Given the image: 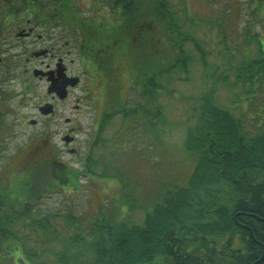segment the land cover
<instances>
[{"label":"trees","instance_id":"1","mask_svg":"<svg viewBox=\"0 0 264 264\" xmlns=\"http://www.w3.org/2000/svg\"><path fill=\"white\" fill-rule=\"evenodd\" d=\"M80 1L0 0V52H7L2 37L10 28L34 23L48 36L62 27L72 36L92 78V89L105 90L91 100L95 105L102 102V117H98V128L79 166L64 161L55 147L50 149L45 134L37 146L42 152L40 177L20 180L18 176L16 181L7 178L0 183V264H150L155 260L161 264H264V222H242V214L237 216L239 212L264 214V45L256 32L246 36L259 44L260 54L237 68L234 84L229 77L224 83L244 87L239 106L255 111L257 132L248 130L244 113L238 116L217 103V87L213 86L201 97L196 124L187 130L184 141L185 150L195 158L187 184L172 189L162 186L145 207L142 225L130 224L116 214L95 215L83 223L72 212L37 210L43 198L60 189L81 191L82 178L95 175L119 178L122 197L134 205V198L125 191L132 180L122 174V151L127 146L133 151L141 149L150 136L159 140L160 125L166 123L161 97L174 81L182 79L176 76L179 71L189 72L193 61L186 48L189 41L201 52L204 66L208 65L197 38L183 32L172 0H91L95 13L88 14ZM170 42L177 49L173 56L167 53ZM23 53L18 65L6 59L0 83L28 64L32 54L25 57ZM124 72L129 84L126 95ZM28 89L25 84L24 92ZM5 92L0 88V130L7 114L4 100L11 95ZM118 119V129L106 137ZM109 144L110 150L98 153L100 146ZM60 218L67 226L77 227L75 235L64 236L69 230L65 233L58 228ZM27 227L49 235L40 247ZM61 240L64 247L55 253L50 246ZM46 258H55V263Z\"/></svg>","mask_w":264,"mask_h":264},{"label":"rangeland","instance_id":"2","mask_svg":"<svg viewBox=\"0 0 264 264\" xmlns=\"http://www.w3.org/2000/svg\"><path fill=\"white\" fill-rule=\"evenodd\" d=\"M93 1V0H92ZM179 12V18L183 22V32L197 38L199 45L205 52L208 65L204 66L202 54L192 43L188 42L186 48L193 57L189 72L179 71L176 76L182 77L174 81L169 87V92L162 94L161 102L164 105L166 123L160 125L159 140L155 136L145 139V144L133 151L130 147H123L122 167L123 176L132 180V184L125 189L128 195L134 198L135 204H127L128 198L122 197L121 181L116 177H101L98 175L83 177V190L60 189L37 203V210L42 212H72L79 215L84 222L93 216L105 213L116 214L118 218L125 219L130 224L142 225L145 219V207L155 200L157 194L167 186L172 189L175 186H185L193 172L195 158L190 156L184 148L187 130L196 124V110L200 106L201 97L208 90L216 86L215 100L220 106L230 109L234 114H245L246 126L250 132H257L259 123L252 107H240L239 97H244V87L238 83L234 88L224 83V78L229 77V83L236 81V70L245 59L258 57L260 46L257 42L247 39V32H256L264 45V1L262 0H172ZM261 4V5H260ZM262 6V7H260ZM80 7L85 12L91 9V0L82 3ZM260 8V9H259ZM188 11V12H187ZM95 13L94 11H92ZM189 15V17L187 16ZM35 24L23 23L19 28H10L3 33L2 47L7 52H0V76H5V66L8 58L15 65L21 53L26 57L33 51L39 53L48 49L49 53L37 54L31 63L23 64L21 70L9 73L2 78L0 88L11 93L6 95L7 114L4 117V128L0 130V183L4 179L16 181L38 176L42 170L39 167L42 152L38 151L39 139L47 134L48 141L58 148L62 159L72 161L76 166L84 156L90 144L94 128H98L99 110L103 104L97 106L90 99L99 94H105L101 87H94L91 92L86 91L92 83L90 74L84 69L74 45L72 36L62 27L51 30L50 37L42 38L40 26H36L33 37L20 35L23 27L28 29ZM169 56L175 55L174 42L167 43ZM14 46V47H13ZM8 47V48H7ZM62 59L70 75L79 76L81 82L78 88L71 91L64 101H54L56 104V116L41 118L38 106L45 101H51L48 94L49 83L46 78L33 75V70L47 71L48 66L55 67ZM27 69V70H26ZM28 69L31 72H27ZM28 74V75H27ZM128 74L122 73L125 81L122 88L124 94L128 92ZM125 78V79H124ZM187 78V79H186ZM28 84L29 89L24 92L23 87ZM5 92V93H6ZM0 95V99H1ZM95 106L98 111L95 110ZM97 116V117H96ZM244 116V115H243ZM31 120H36L31 124ZM120 124V119L115 120L107 129L106 137H110ZM74 129L72 134L76 139L68 146L64 144L63 137ZM112 144L107 147H99L98 153L110 150ZM76 150L71 153L72 150ZM120 149V147H119ZM122 149V147H121ZM3 171L5 166H8ZM99 170H101L99 168ZM40 177V176H38ZM65 219H59V229L69 230L72 236L77 232V227L68 228ZM26 232L40 242L47 235L41 231L32 232L28 227ZM66 238V237H65ZM64 240L53 243L50 247L62 251ZM76 250V249H75ZM45 260L55 263V258ZM17 259L16 262H18ZM46 263V262H45ZM20 264V263H18ZM150 264H161L155 260Z\"/></svg>","mask_w":264,"mask_h":264},{"label":"flooded vegetation","instance_id":"3","mask_svg":"<svg viewBox=\"0 0 264 264\" xmlns=\"http://www.w3.org/2000/svg\"><path fill=\"white\" fill-rule=\"evenodd\" d=\"M30 29V32H26V34H27V36H28V38H31V37H33V34H34V32H33V29L32 28H29ZM23 34H25V32H22ZM42 36V35H41ZM42 38H44L43 36H42ZM41 38H40V34H39V40H40ZM46 53H49V50L48 49H45V50H41L40 52H39V55H43V54H46ZM37 55V53L36 52H34L33 51V55H32V57H30L29 58V60H27L28 61V63H31L32 64V66L34 67V65H33V60H34V58H35V56ZM62 70H64L65 71V73H66V75H68V76H75V75H70L69 73H68V71H67V67H65L63 64H61V63H57L56 65H55V67H52V66H48L47 67V71H50V72H52L51 73V75H50V77L53 79V81L55 80V79H59V80H64V77L62 76ZM79 86V85H78ZM78 86H76V87H74V88H70V92L72 91V90H74V89H76V88H78ZM50 96H51V101H45L43 104H46V103H51V102H54V101H56V100H58V101H61V99L57 96V95H55L54 93H52V94H49ZM65 100V99H64ZM63 100V101H64ZM42 104V105H43ZM53 104V103H52ZM54 105V107H55V112L53 113V114H51V115H45V116H41V118L43 119V121H46V118H49V117H54V116H56V104H53ZM39 106H41V105H39ZM38 106V107H39ZM97 106V105H96ZM95 106V108H97ZM97 111H98V109H97ZM69 134H76L75 132H74V129H72L71 131H70V133ZM68 146H71V144L70 145H68ZM49 147H50V149H52L54 146H53V144L50 142L49 143ZM262 204H263V206H264V196H263V200H262ZM240 214H242V216L241 217H239V220L240 221H242V222H251V221H254V220H259V221H262V222H264V214L262 215V216H257L256 214H254V212H249V213H241V212H239V213H237V216H239Z\"/></svg>","mask_w":264,"mask_h":264},{"label":"water","instance_id":"4","mask_svg":"<svg viewBox=\"0 0 264 264\" xmlns=\"http://www.w3.org/2000/svg\"><path fill=\"white\" fill-rule=\"evenodd\" d=\"M36 74H42L44 75L45 73L44 72H40V71H36ZM64 77V76H63ZM77 78H66L64 80H55L53 82V84L51 85V87L49 88V92H52V91H56L58 93V95L61 97V98H65L67 96V86L68 85H72V86H75L77 84ZM41 112L43 114H48L50 113L53 109L51 108V106L49 105H46V106H43L40 108ZM33 123L35 122L34 120L32 121ZM67 142H70L72 139L69 138V137H66L65 138Z\"/></svg>","mask_w":264,"mask_h":264}]
</instances>
